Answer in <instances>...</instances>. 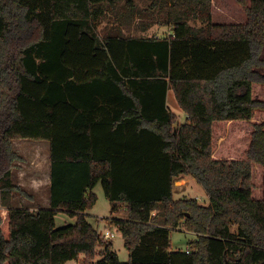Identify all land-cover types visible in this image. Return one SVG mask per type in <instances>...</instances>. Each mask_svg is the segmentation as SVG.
<instances>
[{"label":"trees","instance_id":"1","mask_svg":"<svg viewBox=\"0 0 264 264\" xmlns=\"http://www.w3.org/2000/svg\"><path fill=\"white\" fill-rule=\"evenodd\" d=\"M237 2L245 19L218 22L213 0H151L172 33L131 36L98 27L153 18L136 0H0V264H264V0ZM16 138L50 143L48 207L11 203L32 198ZM183 175L207 204L174 197ZM99 181L126 205L109 220L126 261L86 218ZM59 211L75 222L56 227ZM178 227L188 251L171 249Z\"/></svg>","mask_w":264,"mask_h":264},{"label":"crops","instance_id":"2","mask_svg":"<svg viewBox=\"0 0 264 264\" xmlns=\"http://www.w3.org/2000/svg\"><path fill=\"white\" fill-rule=\"evenodd\" d=\"M136 4H137V0H136ZM149 4L142 8H139V6L137 5V8L143 9V10L146 9L147 15H149L151 11H154L152 13L154 16L156 9L149 8ZM223 8L224 6H222L221 3L217 6V8H215L214 3H213V11H212L213 21L224 22L225 18L232 17L237 13L235 12L234 15L233 14L227 15L224 13L225 9ZM235 18H237L236 21H243L245 19V14L243 15L242 12H238ZM107 21L104 20L102 24L98 27V29H100L103 25H106V24L118 25L122 28V31L125 35H131V36H150V35H135L134 33L130 34L128 33V30L136 29V32L137 30L149 31L151 29V26L156 24V21L153 18L151 19V25L150 23H147V25H145L144 27H141L140 15L138 13H135V15L131 17L130 19H123L121 23L117 21L111 22V20H109L108 22ZM189 23L193 25L202 24V22L197 19L189 20ZM158 24H161V23H158ZM166 27H167L166 28L167 30L165 31L166 33L154 34V35L159 36V35L171 34L172 29L170 28V26L166 25ZM169 90L171 89H168L167 94ZM166 104L168 108L177 115L178 117L177 121H179V123H183L186 121L187 114L183 109L180 108L179 105H178L179 108H177L176 110L171 109L169 107L167 103V95H166ZM12 147L14 151H16L20 156V158H17L13 161V167L11 168L13 181L17 183L18 185H20L28 194L32 196V198L29 199L23 194H20L17 191H13L11 194L12 205L27 207L31 210H35L38 207H48L49 206V198H48L49 197V186H50V143L49 141L44 140V139L16 138L12 140ZM188 177L194 178L191 175L180 176L179 177L180 179L178 178L175 180L174 188L179 189L181 185H183L182 183H184V179ZM179 182L180 184H178ZM42 194L46 196L44 200H42L41 198ZM121 207H123V209L125 210L126 205L121 204ZM86 210L84 211L85 213H86ZM125 214L126 213H124V216ZM116 231H119V230L116 229ZM112 238H111V241L113 243ZM113 249L117 251V249L114 247V243H113ZM171 249H175V248L172 247ZM79 257L83 258L84 254L81 253Z\"/></svg>","mask_w":264,"mask_h":264},{"label":"rangeland","instance_id":"3","mask_svg":"<svg viewBox=\"0 0 264 264\" xmlns=\"http://www.w3.org/2000/svg\"><path fill=\"white\" fill-rule=\"evenodd\" d=\"M248 1V0H247ZM151 2V0H137V5L139 8H142L144 6H147ZM215 8L221 3L222 6H224L223 9L224 13L227 15L235 14V12H242L244 15V11L241 9L240 5L238 4L237 0H213ZM220 12V11H218ZM237 13L232 17H227L224 20L225 21H236L237 18L235 16ZM140 23L141 27H144L147 25V23H150L151 25V19L154 17L156 18V24L151 26V29L149 31L147 30H128V33L135 34V35H153V34H162L166 33L167 30L165 24H158L157 18H158V10L155 11L154 17L151 16H143L140 15ZM154 18V19H155ZM108 21L112 20V15L107 17ZM105 19V21H107ZM107 21V22H108ZM131 31V32H129ZM167 103L171 109L176 110L178 107V103L174 97L173 91L169 90L167 94ZM179 122V121H178ZM180 179V178H179ZM182 182V181H181ZM180 184V182L178 183ZM181 187L179 189L173 188V195L175 198H182V197H193L198 200L200 204H207L208 198L205 196V192L202 188V186L194 179V178H186L184 179V183H182ZM49 186V184H48ZM92 192L96 194V202L95 204L86 210V218L87 220L99 231L103 229H109L114 231L113 236V243L114 247L117 249L118 256L121 261H126L128 259V251L126 247L124 246L123 238L119 231H116L117 227L115 224H113L110 220V217H123L125 210L123 207H121V204L118 207V210L113 212L112 210V203L106 198L102 185L100 181L95 184V186L92 188ZM45 195L42 194V200L45 199ZM49 198V197H48ZM76 218L71 217L64 211H59L55 214V226L56 227H62L67 224L74 223ZM99 222V223H98ZM236 226H231V230H235ZM196 237V234L191 231H186L181 227L172 229L170 231V241L171 246L175 249H182L184 250L187 248V242L189 240H192ZM107 241H111V238L104 239ZM100 248V247H99ZM98 248V249H99ZM80 258V257H79ZM100 258V255H97L94 257V261H97ZM64 264H83V261L80 259H74V260H67Z\"/></svg>","mask_w":264,"mask_h":264},{"label":"built area","instance_id":"4","mask_svg":"<svg viewBox=\"0 0 264 264\" xmlns=\"http://www.w3.org/2000/svg\"><path fill=\"white\" fill-rule=\"evenodd\" d=\"M100 232V236L103 239H108V238H112L114 236V231L109 230V229H103V230H99ZM185 251H188L187 248H185Z\"/></svg>","mask_w":264,"mask_h":264},{"label":"water","instance_id":"5","mask_svg":"<svg viewBox=\"0 0 264 264\" xmlns=\"http://www.w3.org/2000/svg\"><path fill=\"white\" fill-rule=\"evenodd\" d=\"M232 264H234V263H232Z\"/></svg>","mask_w":264,"mask_h":264}]
</instances>
